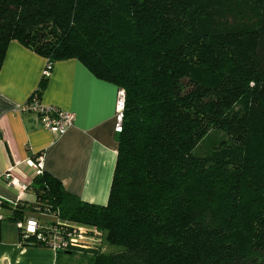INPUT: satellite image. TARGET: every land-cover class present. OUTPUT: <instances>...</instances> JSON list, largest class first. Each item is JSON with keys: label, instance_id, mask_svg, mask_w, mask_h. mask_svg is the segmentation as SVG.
I'll return each instance as SVG.
<instances>
[{"label": "trees", "instance_id": "obj_1", "mask_svg": "<svg viewBox=\"0 0 264 264\" xmlns=\"http://www.w3.org/2000/svg\"><path fill=\"white\" fill-rule=\"evenodd\" d=\"M11 40L47 65L75 58L123 92L107 202L41 171L26 187L35 202L20 207L44 225L94 227L119 250L57 254L264 264V0H0V64ZM212 130L222 136L195 155ZM20 244L47 246L35 235Z\"/></svg>", "mask_w": 264, "mask_h": 264}, {"label": "crops", "instance_id": "obj_2", "mask_svg": "<svg viewBox=\"0 0 264 264\" xmlns=\"http://www.w3.org/2000/svg\"><path fill=\"white\" fill-rule=\"evenodd\" d=\"M44 66L42 56L16 40L9 42L0 64V172L10 174L0 176V264H76L75 256L19 242L14 210L40 221L50 219L32 207L20 208L35 202L26 187L36 174L49 173L83 201L103 205L108 198L116 158L118 88L75 58L55 61L38 98L75 116L73 125L56 135L33 112L19 111L36 90ZM30 162H39V168Z\"/></svg>", "mask_w": 264, "mask_h": 264}, {"label": "built area", "instance_id": "obj_3", "mask_svg": "<svg viewBox=\"0 0 264 264\" xmlns=\"http://www.w3.org/2000/svg\"><path fill=\"white\" fill-rule=\"evenodd\" d=\"M52 66L45 64L42 75L48 76ZM123 103V92L118 90L115 131L120 130L121 109ZM19 111L33 112L41 125L56 135L63 134L73 125L74 113L61 109L54 105L41 104L38 94L34 91L20 107ZM32 166L39 168L40 163L30 162ZM0 176L10 177L9 173H1ZM13 182V179H10ZM3 216L0 214V220ZM17 227L19 242L26 240L30 235L43 242L54 250H67L69 248L90 249L96 247L100 242V232L96 228L75 222H58L56 224L44 225L39 219L24 217L14 220Z\"/></svg>", "mask_w": 264, "mask_h": 264}, {"label": "rangeland", "instance_id": "obj_4", "mask_svg": "<svg viewBox=\"0 0 264 264\" xmlns=\"http://www.w3.org/2000/svg\"><path fill=\"white\" fill-rule=\"evenodd\" d=\"M222 136V133H217L216 131H210L209 136L207 137L206 140L202 141L197 149H193V153L195 155H204L206 153H208L210 151V149L212 148V146L214 145V142L220 137ZM224 138V136H223ZM99 250L103 253H109V252H118V248L116 246L113 245H108L105 240H104V236L102 235L101 237V242H100V247ZM64 254V253H62ZM83 254V255H82ZM70 256H75L76 259L73 258V261L77 264V262H81V260H84V256L87 257L86 253L84 251H80L75 253L74 255H70Z\"/></svg>", "mask_w": 264, "mask_h": 264}]
</instances>
